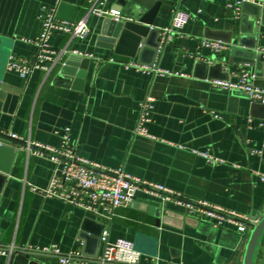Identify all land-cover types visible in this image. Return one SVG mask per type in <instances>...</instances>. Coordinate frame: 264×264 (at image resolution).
I'll return each mask as SVG.
<instances>
[{"label": "crops", "instance_id": "0c3cea01", "mask_svg": "<svg viewBox=\"0 0 264 264\" xmlns=\"http://www.w3.org/2000/svg\"><path fill=\"white\" fill-rule=\"evenodd\" d=\"M55 1L0 0V82L7 86L0 100V131L22 138L9 141L0 152V246H13L12 252L0 254V264H61L57 256L32 250L52 244L63 255L78 252L66 264H95L100 251L95 234L105 223L110 240L125 237L134 242L141 253L140 264H241L248 225L246 232H239L231 222L215 225L202 213L189 212L141 188L129 205L116 208L106 222L32 190L31 185H47L55 164L48 152L26 142L58 146L68 126L76 153L102 167H121L143 181L162 184L186 201L204 200L248 217L258 214L264 208V181L259 176L264 174V126L260 124L264 118L258 115L264 112L252 113L251 101L241 90L218 88L209 80L237 79L246 68L237 63L245 60L241 55L231 58L232 66H210L221 57L227 61L231 40L240 36L245 45L240 48L259 53L264 47V15L254 20V30L251 7L244 12L241 6L236 14L225 0H182L190 19L154 55L153 46H143L144 42L159 44L160 32L151 33L150 27L169 24L174 0H148L145 14L151 13L150 23L138 21L132 33L135 45L115 43L112 49L97 45L104 16L91 9L118 10L117 0H60L56 17L69 22L87 17L89 34L78 38L55 31L50 43L69 51L48 72L34 70L21 78L5 68L6 61L11 54H34L36 47L26 39L39 33L40 7ZM202 38L221 39L229 49L215 53L200 44ZM74 51L89 58L81 89L72 87L73 76L61 72L63 61ZM130 62L155 63L170 73L125 65ZM253 71L254 67L252 83L264 88V75L254 78ZM146 96L154 99L146 124L154 138L133 133L138 104ZM192 150L223 162L211 164ZM146 201L159 202L162 209L178 212L184 219L177 225L163 221ZM255 264H264V240Z\"/></svg>", "mask_w": 264, "mask_h": 264}, {"label": "built area", "instance_id": "2783aa9c", "mask_svg": "<svg viewBox=\"0 0 264 264\" xmlns=\"http://www.w3.org/2000/svg\"><path fill=\"white\" fill-rule=\"evenodd\" d=\"M60 0H56L51 6H41L38 17L41 21L39 33L34 38L26 39L34 44L36 50L31 57H21L10 55L6 61L5 68L15 71L21 78H28L34 70L48 72L59 56L67 53L66 48H56L50 43L51 36L55 31L69 34L72 37L85 38L90 31L87 17L76 22H69L56 17V10ZM182 0H174L171 19L168 25L156 28L161 34L158 44V51L161 46L171 41L175 32H179L190 19V13L181 7ZM244 2L256 4L264 7V0H225L228 8L236 14L240 13ZM91 11L97 15L111 17L115 20L127 19L119 10H103L92 8ZM150 28H154L151 26ZM200 44L210 48L215 53L229 49V44L221 39L202 38ZM261 59L264 61V47L259 49ZM74 54L82 55V52L74 51ZM86 55V54H85ZM89 57L91 55L89 54ZM112 61V59H109ZM144 70H152L157 74H169L168 69L160 68L155 63L151 66L139 65L135 62L125 64ZM251 73L246 68H242L235 81L213 78L209 82L222 89H239L245 93L251 102L264 103V88L252 83ZM153 97L146 96L139 102L138 114L133 127V133L149 138H154L147 130L146 124L150 121V114L153 108ZM248 121L252 122L251 116ZM264 126V119L260 122ZM0 138L3 140H22L13 132L0 131ZM36 149L48 152L54 167L51 176L44 188L30 186L32 190H40L44 196L60 199L76 207L102 217L107 221L111 219L113 211L121 206H127L135 197L138 189L145 192L157 193L163 200H172L177 205L183 206L189 212L198 211L203 216L214 220L215 225L222 222H231L236 225L239 232H246V222L249 217L234 210L223 209L219 206L210 205L204 200L190 202L183 200L180 195L162 184L143 181L136 176L126 173L121 167L107 168L79 156L75 150V143L71 137L70 128L66 126L60 135V144L50 146L40 142H26ZM181 148L182 146L179 145ZM206 158L211 164L223 162L220 158L208 155L206 152L192 150ZM260 179L264 181V174H260ZM100 251L95 264H140L141 253L136 250L134 242L125 237H118L114 240L108 238V228L106 223L102 226L98 236ZM32 250L51 254L58 257L61 264H66L70 257L78 256V252L71 251L66 255L52 244L42 247H35ZM13 251V246H0V254H8Z\"/></svg>", "mask_w": 264, "mask_h": 264}, {"label": "water", "instance_id": "95a60500", "mask_svg": "<svg viewBox=\"0 0 264 264\" xmlns=\"http://www.w3.org/2000/svg\"><path fill=\"white\" fill-rule=\"evenodd\" d=\"M116 7L128 19L115 20L111 17H104L100 25V34L97 37L98 46L112 49L115 43L120 46L125 45L127 42L135 45L137 38L133 37L132 33L137 30V26H139L138 21L150 23L151 13L149 12L145 14L147 8H149L148 0H117ZM248 7L253 9L251 16L248 17L252 23V27L254 26V30H257V26L253 25L254 20L263 18L264 8H261L256 4L244 2L242 4V11L245 12ZM245 15L246 14L243 16ZM150 32L157 34L158 29L150 28ZM240 32L244 33L245 30H241ZM147 44L153 46V53L156 55L158 52V42H150L149 40H146L143 46H146ZM231 44L232 46L229 50V59L224 61L225 57H221L219 61H215L213 64H211V69L220 65L221 67L232 66L234 62L231 60V58H233L235 55H241L243 58H245V60L237 63L246 65L249 72H251L252 68L254 67L253 77H262L264 75V61L261 59V54L256 53L251 49L240 48L242 46L245 47V45L241 43V36L232 39ZM88 62L89 58L82 57L78 54H71L63 61L61 72H66L69 77L73 76V88L81 89ZM259 67L261 72L258 70ZM69 68L71 71H68ZM6 87L7 86L5 84L0 82V100L3 98V95L7 90ZM257 109L264 112V103L251 102V112L255 114V110ZM260 114L261 115L258 116L264 118V113ZM8 144H10L8 140H3L0 138V152L5 150ZM145 205L152 207L153 210H155V215L161 217L163 221H172L175 225H177L176 223L180 224L181 220L184 219L183 215L178 212L162 209L159 202L146 201ZM246 225L249 226V232L241 258V264H255L257 249L264 240V208L258 214L250 215L249 221L246 222ZM99 233L95 234L98 243ZM19 254L26 258L24 251H19ZM30 263L36 262L31 260Z\"/></svg>", "mask_w": 264, "mask_h": 264}]
</instances>
